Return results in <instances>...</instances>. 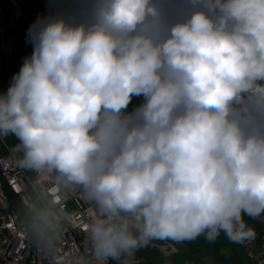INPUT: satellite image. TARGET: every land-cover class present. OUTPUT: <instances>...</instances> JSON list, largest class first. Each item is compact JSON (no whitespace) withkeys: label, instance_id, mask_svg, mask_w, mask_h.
Segmentation results:
<instances>
[{"label":"clouds","instance_id":"9594fccd","mask_svg":"<svg viewBox=\"0 0 264 264\" xmlns=\"http://www.w3.org/2000/svg\"><path fill=\"white\" fill-rule=\"evenodd\" d=\"M181 3L177 19L169 0L39 16L0 92L17 166L94 206L97 264L156 240L243 245L257 236L245 216L264 217V0Z\"/></svg>","mask_w":264,"mask_h":264},{"label":"built area","instance_id":"2783aa9c","mask_svg":"<svg viewBox=\"0 0 264 264\" xmlns=\"http://www.w3.org/2000/svg\"><path fill=\"white\" fill-rule=\"evenodd\" d=\"M22 15L20 0H0V85ZM94 215L80 189L59 188L50 176L19 168L7 139L0 141V264H97L87 239ZM256 232L243 250L255 264H264V227ZM153 243L166 253L176 250L170 240ZM140 261L124 257L121 264Z\"/></svg>","mask_w":264,"mask_h":264},{"label":"crops","instance_id":"0c3cea01","mask_svg":"<svg viewBox=\"0 0 264 264\" xmlns=\"http://www.w3.org/2000/svg\"><path fill=\"white\" fill-rule=\"evenodd\" d=\"M86 6V0H56L53 4L52 0H41L34 11V22L37 17L47 15L50 11H55L58 8H83ZM169 14L173 19L180 18L184 11V5L181 0H169L168 4ZM32 52V45L27 43L20 50L18 57L11 59L8 62L7 75L4 82L10 85L12 77L17 73L23 63L25 57L29 56ZM11 64V65H10ZM139 103L142 102V98L134 97ZM245 220L255 228L260 226L264 227V217L259 219H250L245 216ZM262 226V227H261ZM176 250L171 254L164 252L162 247H159L157 256L163 258V264H225L227 258L238 257L241 264H255L250 258H248L243 250V245H237L229 242L223 234L218 238L215 243H208L203 237L198 238L196 241L185 242L183 244H176ZM148 247L142 248L145 252L144 255H148ZM142 250V251H143ZM156 262V261H155Z\"/></svg>","mask_w":264,"mask_h":264},{"label":"trees","instance_id":"16d2710c","mask_svg":"<svg viewBox=\"0 0 264 264\" xmlns=\"http://www.w3.org/2000/svg\"><path fill=\"white\" fill-rule=\"evenodd\" d=\"M41 0H21V2L25 4V7L27 8L25 11H24V8H23V15L20 19V21L18 22V25L17 27L15 28V31H14V35H15V50L14 52L7 56L4 60V63H3V72H2V81H1V84L4 82L5 80V77L7 75V72L5 70H7V65H8V62L12 59V58H15V57H18L19 54H20V50H21V47L26 45L28 42H27V31L29 29V26L33 24V22H30L28 21L30 15H29V10L30 9H33L35 10L37 5L39 4ZM32 18L34 17V14L31 15ZM15 55V57H12V55ZM13 55V56H14ZM11 65V64H10ZM1 85H0V92H1ZM140 103L133 98L132 100V103L130 104L129 106V109L131 110V108H133L134 106H137L139 105ZM15 137L14 136H9L7 137V141L8 143H10L12 146L15 145L17 142H15Z\"/></svg>","mask_w":264,"mask_h":264},{"label":"rangeland","instance_id":"374dc122","mask_svg":"<svg viewBox=\"0 0 264 264\" xmlns=\"http://www.w3.org/2000/svg\"><path fill=\"white\" fill-rule=\"evenodd\" d=\"M22 6H23L24 11H25L27 8L25 7L24 2L22 3ZM34 11L35 10H33V9H30L28 11L29 12V15H30V17L28 19L29 23L32 22V19L33 18H32L31 15L34 14ZM22 47H21V49H22ZM13 55H12V57H15V55L14 56ZM5 71L7 72V70H5ZM1 87H2L1 88V92H5L7 90V88H8V85L5 82H3L1 84ZM15 142H17L16 139H15ZM9 145H10V148H12V145L10 143H9ZM258 228H260V226L256 227L255 229H258ZM163 241L164 240H156V241H153V242L161 244V243H163ZM153 242L147 248V251L146 252L148 253V255H146V256L144 255V252L145 251L143 249H140L139 251H137L135 253V255H134L135 258H143V261H140L138 264H163V262H164L163 258L158 257L159 255L157 256V251H158L159 247H161V246H159L158 244H154ZM168 254H171V253H168ZM226 262L227 263H225V264H241V263H239L240 262L239 258L236 257V256H234L233 258H229L228 257L227 260H226Z\"/></svg>","mask_w":264,"mask_h":264}]
</instances>
